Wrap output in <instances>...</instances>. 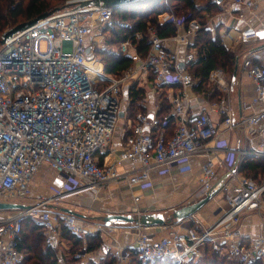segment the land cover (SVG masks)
<instances>
[{
	"label": "built area",
	"instance_id": "1",
	"mask_svg": "<svg viewBox=\"0 0 264 264\" xmlns=\"http://www.w3.org/2000/svg\"><path fill=\"white\" fill-rule=\"evenodd\" d=\"M81 1H70L0 45V201L29 205L0 210V264L22 263L24 255L17 244L26 218L43 224L46 243L52 245L64 229L79 237L111 233L124 223L91 221L54 203L79 193L98 197L102 190L121 182L131 189L149 188L153 186V171L170 173L175 167L191 170L196 156L206 161L192 195L194 201L206 196L222 176L221 171L229 172L217 194L224 201L217 220L207 226L200 222L187 227L182 225L184 221H172L162 226H173L165 235L145 232V227L134 224L138 228L134 240L114 246V264H132L135 253L144 264L167 259L184 264L198 260L209 242L233 264H264V179L247 177L240 170L245 158L264 157L261 49L248 50L236 61L253 77V102L262 104L260 109L236 119L230 104V82L223 69H215L209 82L221 95L212 108L221 120L212 118L207 110L192 117L188 89L198 79L189 68L196 53L189 52L181 65L166 44L168 38L150 27L152 45L146 58L137 54L131 41H124L122 49L138 63L121 77L108 73L100 57L88 48L107 27L114 26L115 8L93 3L82 6ZM230 1L241 6L243 16L244 9L258 8L261 0ZM170 18L180 24L174 13ZM186 28L185 35L174 36L176 42L194 38L201 25L192 20ZM260 39H264V28L241 30V41ZM150 73L154 84L163 86L171 100L175 116L171 135L159 115L161 104L158 113L141 111L129 116L128 92L132 86L141 87L144 82L140 78ZM133 79L138 83L133 84ZM124 118V144L117 150L112 147L114 133ZM238 129L243 145L234 147L225 133ZM108 153L112 159L104 164L101 155ZM43 164L62 174L63 181L54 187L52 196L30 202L31 181ZM141 198L142 194L134 195L131 212L137 216L144 213ZM251 214L261 217V232L255 236L241 230L243 220Z\"/></svg>",
	"mask_w": 264,
	"mask_h": 264
},
{
	"label": "crops",
	"instance_id": "2",
	"mask_svg": "<svg viewBox=\"0 0 264 264\" xmlns=\"http://www.w3.org/2000/svg\"><path fill=\"white\" fill-rule=\"evenodd\" d=\"M221 2L223 10L217 14L207 13V21L209 22L208 26L213 30L216 27H220V33L224 44L229 49L236 52L238 58L248 50L263 48L264 39L241 41L240 33L242 29L248 27H256L258 29L264 28V0L260 1L256 9H244L242 11L243 16H241V6L239 4L230 0H222ZM171 15L172 13H166L164 18L162 16L161 21H165L167 18H170L169 16ZM186 27L184 22L180 23L177 34L180 33L181 35H185L187 32ZM103 35L104 34L97 36V39H101ZM174 36L165 37L168 38L166 44L171 53L176 55L179 62L184 64L186 55L191 51L195 52L192 46L196 36L190 38L188 42H176ZM137 63L136 61L135 64ZM236 67V79L233 80L232 77L230 81V104L234 117L240 119L260 109L262 104L253 102L256 94V84L253 77L246 72L240 64H236L235 69ZM151 78L150 75H142L140 78L143 80L142 82H144L141 87H144L147 91L146 97L142 99L140 103L144 107V112L155 114L158 113L157 106L160 104L162 106V94L166 91L163 86H156ZM160 89L162 92H159ZM166 95L169 97L167 92ZM188 95L192 103L190 108L192 117H196L201 111L207 110L210 112L212 118L221 120L220 115L212 108L213 103L220 98V95L218 98L206 97L205 93L195 91L194 87L188 89ZM125 122H127L126 118L121 119L114 133L112 147L117 148V150H120L124 144L122 128ZM225 137L234 147L243 145L242 131L239 129L226 132ZM111 159L112 156L110 153L101 155V161L104 164L109 163ZM205 161V157L196 156L191 160V170L179 171L173 170V168L170 173H162L157 170L153 171V186L149 188L135 186L131 189L126 183L121 182L111 188L102 190L99 192L98 197L90 193H79L67 196L54 204L59 205L61 208H71L80 213V215L89 218L91 221H102V217L108 213H130L131 208L135 205L134 195L142 194L139 204L144 212L160 211L166 214V212H172V208H179L194 201L192 200V195L198 188L199 175ZM124 163L128 165L130 162L125 161ZM220 173L222 175L224 174L223 171ZM62 181V174L48 164H43L31 181L29 200L36 201L41 197L47 198L52 196L54 187L58 185L57 183L61 184ZM223 203L224 201L221 199V196H216L206 205L209 207L211 204L208 209H206L205 206V210H200V212L196 213L195 217L185 220L182 225L184 227L190 225L198 226L200 222H203L206 226L212 224L220 216L221 204ZM158 228L160 227L145 229H148L147 231L152 234L159 235L157 234L158 232L154 230ZM241 230L247 236L258 235L261 232V217L256 214L247 216L243 220ZM137 232L138 228L134 224H122L111 233L103 232V243L99 248L92 251L83 250L79 253L78 256L81 258V264H85L84 261L88 264L91 260L101 261L105 259L108 253L113 251L114 246L131 243ZM53 245L57 248L60 263L72 264V257L70 254L71 246L67 240L63 238V235L56 236Z\"/></svg>",
	"mask_w": 264,
	"mask_h": 264
},
{
	"label": "trees",
	"instance_id": "3",
	"mask_svg": "<svg viewBox=\"0 0 264 264\" xmlns=\"http://www.w3.org/2000/svg\"><path fill=\"white\" fill-rule=\"evenodd\" d=\"M200 1V2H199ZM222 2L218 0H139L130 4H124L114 9L115 24L104 30L107 37L105 47H99L96 43L91 44L92 55H98L104 63L108 73L115 75L123 74L135 64L134 58L122 49L124 41H131L137 47V54L146 58L151 45L149 28L153 26L161 37H170L178 33L179 24L172 18L165 21L159 19L160 14L174 13L179 19L184 18L185 26L193 19H199L203 26L198 30L193 44L196 59L190 65V72L198 79L194 85L195 91L209 94V76L215 69H224L232 78L235 72L238 55L229 49L222 39L220 27L214 30L207 25V13H220ZM58 6V5H56ZM55 6V7H56ZM54 10L49 9L46 0H29L25 7L24 0H0V37L8 27L11 18L19 20V16L26 15L29 21L40 14ZM16 21V22H17ZM25 21V22H26ZM17 24V23H16ZM20 24V23H18ZM140 34V37L138 36ZM154 78L152 73L149 74ZM207 89V90H206ZM144 87L132 86L128 92L131 105L128 109L130 117H135L138 112L144 111L140 103L146 97ZM219 90L214 89L212 95L219 96ZM173 107L166 92L162 94V107L159 115L165 121L168 134L171 135L175 128V116ZM170 114L166 121L165 116ZM241 172L256 180L264 176V157H247L244 159ZM63 238L71 244L70 254L72 261H80L78 254L83 250L92 251L99 248L103 243V232H98L86 237H79L71 231L64 229ZM45 227L33 218H26L23 230L18 239V248L23 253L24 259L21 264H61L57 254V248L46 243ZM115 257L110 251L107 257L101 261L91 260L88 264H114ZM132 264H144L137 253L134 254ZM154 264H176L171 260H158ZM184 264H233L226 259L211 242L203 249V254L198 260H192ZM252 264H263L261 261Z\"/></svg>",
	"mask_w": 264,
	"mask_h": 264
},
{
	"label": "water",
	"instance_id": "4",
	"mask_svg": "<svg viewBox=\"0 0 264 264\" xmlns=\"http://www.w3.org/2000/svg\"><path fill=\"white\" fill-rule=\"evenodd\" d=\"M139 0H84L81 1L80 5H89V4H96V5H103V6H113L114 8L119 7L124 4H130L132 2H136ZM221 2L222 0H218ZM61 8H55L52 11L44 12L40 14L39 16L20 23L14 27H11L10 29L6 30L2 36L0 37V45L5 43L8 39L13 37L18 32L24 30L27 27L32 26L37 21H39L42 18H45L49 16L51 13L60 10ZM184 19L180 20V23H182ZM91 50V47L88 48V52ZM181 65H184L181 63ZM236 71L237 67L235 69L233 80L236 79ZM121 116H124V111L121 112ZM229 175V172L224 173L220 179L216 182V184L209 190L203 198L190 202L188 204H185L179 208L174 209L169 216H167L164 212L160 211H154V212H144L140 216L135 215L134 213H108L105 216H103V220L106 221L107 224H113V223H124V224H136L145 228H151V227H162L164 225H167L171 223L172 221H185L188 219H192L195 217L196 213H198L200 210H202L206 205H208L220 192L222 186L224 185L225 180L227 179ZM29 205L25 203H16V202H3L0 201V210H14V209H25ZM64 211L69 213H74L77 215H80L77 211L71 209V208H62Z\"/></svg>",
	"mask_w": 264,
	"mask_h": 264
},
{
	"label": "rangeland",
	"instance_id": "5",
	"mask_svg": "<svg viewBox=\"0 0 264 264\" xmlns=\"http://www.w3.org/2000/svg\"><path fill=\"white\" fill-rule=\"evenodd\" d=\"M28 1L29 0H24V2H25V7H26V5L28 4ZM70 1H72V0H46V4H48L49 5V9H51V8H53L54 7V9L55 8H62V7H64L65 5H67L68 3H70ZM165 2H167L168 3V0H165ZM200 2V1H199ZM56 5H58V6H56ZM56 6V7H55ZM162 16H163V18L166 16V13H163V14H160V16H159V19H161L162 18ZM170 17V16H169ZM11 18V22H9V24H8V27H7V29L6 30H8V29H10L11 27H14V26H16V25H18V23H23V22H25L26 20L25 19H27L26 18V15L24 14L23 16H19V20L16 22V21H14L13 20V18L12 17H10ZM168 19V18H167ZM181 19H183V18H181ZM193 20H196L201 26H203V24L201 23V21L197 18V19H193ZM17 23V24H16ZM152 28H153V26H152ZM5 30V31H6ZM150 32V31H149ZM150 34H151V32H150ZM107 37H105V35H103V37L101 38V39H97V41L95 42L96 43V45L97 46H99V47H105L106 46V44H105V41L107 40L106 39ZM261 54H262V56L264 57V47L263 48H261ZM93 55H95V54H93ZM96 56V55H95ZM98 56V55H97ZM99 57V56H98ZM135 63H136V61H135ZM134 66V65H133ZM132 66V67H133ZM124 74V73H123ZM123 74H120V75H118L119 77H121ZM227 78H228V80H229V82L231 81V78L229 79V76H227ZM138 81L139 80H135V79H133V84H137L138 83ZM210 87V89H208L209 91H206V92H209V94H205V96L206 97H216V98H218V96H214V95H212V91L216 88L217 89V87H215V85L214 84H212V83H210V85H209ZM207 90V89H206ZM219 90V89H218ZM159 92H162V90L160 89L159 90ZM219 93H221V92H219ZM219 95H221V94H219ZM173 170H179V171H181V169L180 168H178V167H175ZM261 178L262 179H264V176H261ZM59 181V180H58ZM58 185H60L59 183H57ZM57 185V186H58ZM30 202H33L32 200H30ZM210 206H211V204H210ZM209 206V207H210ZM209 207H205L206 209H208ZM205 208L204 209H202V210H205ZM200 212V211H199ZM165 213V212H164ZM169 213H171V212H166V215L167 216H169ZM173 227V226H172ZM172 227H160V228H158V229H154L155 230V232H158L157 234H159V235H165L167 232H169V230H171L172 229ZM145 230V232H148L147 230L148 229H144ZM69 244H70V246H71V244L72 243H70L69 241H67ZM77 262V261H76ZM80 262V261H79ZM85 262V264H87V262L86 261H84ZM81 263V262H80ZM72 264H75V262H73L72 261Z\"/></svg>",
	"mask_w": 264,
	"mask_h": 264
},
{
	"label": "bare ground",
	"instance_id": "6",
	"mask_svg": "<svg viewBox=\"0 0 264 264\" xmlns=\"http://www.w3.org/2000/svg\"><path fill=\"white\" fill-rule=\"evenodd\" d=\"M101 68V67H100Z\"/></svg>",
	"mask_w": 264,
	"mask_h": 264
}]
</instances>
